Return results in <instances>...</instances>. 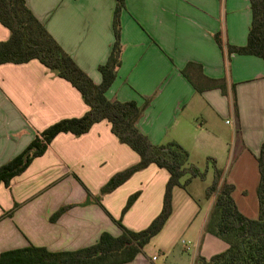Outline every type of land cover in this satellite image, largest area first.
Segmentation results:
<instances>
[{"label": "crops", "instance_id": "1", "mask_svg": "<svg viewBox=\"0 0 264 264\" xmlns=\"http://www.w3.org/2000/svg\"><path fill=\"white\" fill-rule=\"evenodd\" d=\"M24 1L76 64L100 83L98 66L107 60L114 41L115 0ZM250 22L249 0H125L121 64L105 95L144 105L138 129L154 144L181 145L205 177L172 189L171 213L161 230L122 264H201L198 257L208 259L227 249L222 239L204 232L212 205L205 190L214 167L233 185L237 209L248 218L258 217L256 157L264 141V63L254 55L232 53L227 58L213 37L221 32L228 44L244 45ZM8 37L9 30L0 23V41ZM188 63L189 76L204 87L201 92L182 74ZM146 98L150 101L145 105ZM87 109L80 93L38 60L0 64V165L22 153L48 126L80 117ZM227 116L231 120L223 121ZM138 160L105 120L79 136L58 133L9 187L0 183V253L28 245L50 251L86 247L102 232L120 235L114 222L120 216L127 229L145 228L161 210L165 169L150 164L102 195L110 214L87 197L76 178L97 193L111 175ZM136 191L138 197L120 215ZM66 205L70 207L52 220ZM181 238L190 243V251L177 249L179 240L184 243Z\"/></svg>", "mask_w": 264, "mask_h": 264}, {"label": "trees", "instance_id": "2", "mask_svg": "<svg viewBox=\"0 0 264 264\" xmlns=\"http://www.w3.org/2000/svg\"><path fill=\"white\" fill-rule=\"evenodd\" d=\"M249 3L251 22L244 45L228 44L221 32L214 33L213 37L227 58L232 53L254 55L264 63V0H249ZM124 7L125 0H115L112 19L114 41L107 60L98 66L101 82L95 83L50 35L24 0H0V23L9 30L8 39L0 41V64H19L36 59L58 77L68 81L88 106L82 116L61 119L39 132L22 153L0 165V183L9 187L10 180L22 173L35 157L42 155L58 133L69 132L79 136L87 132L94 123L105 120L110 124L111 132L121 143L135 151L139 160L111 175L100 187V195L114 190L134 172L154 164L168 172L161 210L141 230L127 229L120 221L114 220L121 229V234L116 237L102 232L95 243L72 251H50L42 246L28 245L1 252L0 264H122L131 261L168 219L171 213L172 189L175 186L185 187L193 178L205 177V170H200L188 161V153L181 145L174 141L154 144L138 129L136 121L141 116L144 105L138 106L135 101L108 99L105 95L121 64L120 13ZM191 65L192 63H188L182 74L193 84L196 91L201 92L204 87L198 86L188 74ZM217 87L223 92L221 85ZM149 101L150 98H146L145 105ZM232 107L236 111L234 97ZM256 160L259 172L256 219L244 216L237 209L231 195L233 185L222 179L221 170L213 168L212 181L205 190V196L212 199V205L204 232L222 239L228 247L208 259L198 257L199 263L264 264V141L260 145ZM138 195L139 191H136L127 198L122 214L129 209ZM89 196L87 192V197ZM95 201L98 204V198ZM16 206L17 204L14 208ZM68 207L70 205L61 207L51 219Z\"/></svg>", "mask_w": 264, "mask_h": 264}, {"label": "rangeland", "instance_id": "3", "mask_svg": "<svg viewBox=\"0 0 264 264\" xmlns=\"http://www.w3.org/2000/svg\"><path fill=\"white\" fill-rule=\"evenodd\" d=\"M226 119H228L229 121L231 120V117L230 116H227V117H225V118H223V121L224 120H226ZM225 122H222L221 124H224ZM226 124V123H225ZM212 177H213V175L212 174H210L209 176H208V178H207V180L208 181H210L209 183H211V181H212ZM77 179H78V181H79V183H80V185L90 194V197H93L94 199H96V198H98V200H99V202H98V205H101L102 207H103V209H104V211H106L107 213H109L110 214V212L108 211V210H106L105 209V207L102 205V203H101V196L102 195H100V193H99V190H97L96 192L97 193H92L91 192V190L89 189V185L86 183V182H84L83 180H80L78 177H76ZM94 180V179H93ZM103 185V184H102ZM133 194V193H132ZM104 195V194H103ZM131 195V194H130ZM129 195V196H130ZM128 196V197H129ZM127 197V198H128ZM126 201H127V199H126ZM126 201H125V203H126ZM125 203H124V205H125ZM124 207V206H123ZM123 209V208H122ZM122 209H121V214L120 215H123L122 214ZM126 212V211H125ZM116 221H120V223L122 224V220H121V216L118 218V219H115ZM181 239H183L184 240V243H182L181 242V240H179V242H178V244H177V249H179V250H181V251H187V250H191V248H192V246L190 245V243L188 242V241H186V238H181Z\"/></svg>", "mask_w": 264, "mask_h": 264}, {"label": "built area", "instance_id": "4", "mask_svg": "<svg viewBox=\"0 0 264 264\" xmlns=\"http://www.w3.org/2000/svg\"><path fill=\"white\" fill-rule=\"evenodd\" d=\"M152 259L154 260V259H155V257H152Z\"/></svg>", "mask_w": 264, "mask_h": 264}]
</instances>
